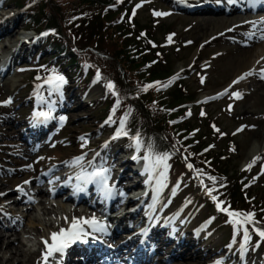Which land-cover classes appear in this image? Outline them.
<instances>
[{"label":"rangeland","instance_id":"rangeland-1","mask_svg":"<svg viewBox=\"0 0 264 264\" xmlns=\"http://www.w3.org/2000/svg\"><path fill=\"white\" fill-rule=\"evenodd\" d=\"M57 1L61 3L72 2V0ZM133 1H141L143 5L134 10L132 3L125 4V7H130L129 13L134 14L135 19H138L140 23L155 19L157 28L156 30L152 28L154 37L158 42H164L167 38L168 55L174 62V70L187 72L184 80L188 90L189 92L195 91V99L199 98V102L192 105L193 110L191 109V115L188 116V124L194 125L193 128L197 129L194 136L200 137L202 134L206 136L208 134L209 138L205 141L212 142L211 138L214 140L212 154L220 157L217 153L223 152L229 158L227 178L219 177L214 173L210 174V177L215 178L214 180L211 179V184L214 187L207 182V184H202L199 188L194 189L193 184L190 183V185L180 189L178 181H173L172 185L163 181L169 167L167 160V170L166 172L164 169L162 171L165 172L164 176H161L160 171H158L160 165L154 167L151 172V183L152 192L155 191L157 197L155 200L141 199L142 206L139 209V215L144 213L149 204L155 203L157 208L166 204V212L176 213L181 217L174 234L169 233L168 229L160 233L159 237L163 241L168 236L174 238L173 242L165 246L166 250L163 255L185 252L186 247L184 245L179 246L177 250L174 249L175 241L179 239L180 235L185 237L187 241L198 237L204 240V243L200 244L202 249L209 255L211 254L202 262L203 264H217V261H226L227 263L236 261L235 264H238L237 250H232V239L228 243H221L223 232L220 225L214 226L211 224L212 219L203 218V210L201 212L199 210L203 202L197 200L200 198L203 200V196L209 198L208 190H211V195L219 199L222 207L228 208V203L223 200L222 195L225 194L224 196L227 197L230 190L235 187L234 183L235 180H238L240 169L245 170L244 174L247 172V180L254 184L253 194H263L264 197V78H261L264 74L262 73L264 55H260L259 61L252 66L255 69L243 71L244 74L252 72V75L240 80L239 83H234L243 75L238 74L244 68V64L237 63L239 56L243 50L252 48L256 44L247 46L249 42L239 33L237 35V39H241L239 42H237L236 37L229 39L228 36L222 37L220 35L216 40L208 44L205 43L212 36L220 34L235 23L222 26L221 31L211 35V30L202 32L200 24L204 19L212 18V15L207 11H189L195 6H191L189 0ZM206 3L208 4V2ZM0 4H2L0 23L4 20L2 14L5 17L17 14L20 23L14 35L26 39V45L19 50L18 62L19 60L20 62L16 63L10 70L5 78V83L0 88V101H4L0 113V210L6 212V214L0 212V264H38L42 249L46 250L43 241L45 239L50 241L51 233L57 232L60 225L70 222L72 218L79 215L70 202H64L62 197L52 200L49 198L45 189L51 180L64 173L80 174L79 170L82 165H74L72 162L75 158L83 157L86 153L82 161L89 159L90 165L94 162L109 169L110 176L113 178L120 175L122 171H124L123 173H130V171L124 169L128 165L118 167V171L115 168L127 157L124 155L126 147L120 146L121 139L113 140L112 130L94 112V107L91 105V101L100 97L105 88L103 79L99 76L94 78L90 89L83 95L79 93L72 80H67L61 96L62 112L66 114L63 117H66V120L63 121L64 127L57 136L58 138L38 149L26 143L22 135V128L29 122L30 114L36 106L32 94L36 85L30 80L38 67L42 66L44 59L54 63L55 60L52 59V56L55 52L45 49L42 51V46L37 41V35L32 31L26 33L23 31V26H28V24L24 15L20 10L14 8L10 0H0ZM203 4V2L198 3V6ZM157 12L166 13V15L157 16L155 14ZM3 27L0 26V30ZM249 33L251 32L249 31ZM9 37L12 36L4 35L0 38V54L8 51L10 46L12 47L13 42L10 41ZM110 48L113 49L114 45H110ZM88 57L90 58V56ZM94 59L96 60V57H93ZM109 60L111 59L109 58ZM196 62L198 63L196 64ZM46 69L44 67L41 71ZM104 69L106 72L108 67L105 66ZM201 78L203 79L200 80ZM42 88L46 92L47 102L52 104L50 97L52 93L49 91V87ZM233 92L241 93V98L237 99L232 95ZM222 93L224 94L221 95ZM203 99L206 100V112L203 114L208 116L200 117L198 115L199 113L202 115V112H200L197 103L200 104ZM9 100L11 103H6ZM201 104L204 103L201 102ZM209 117L214 118V122L211 120L208 122L207 118ZM211 123H213L212 126ZM212 128L216 131L214 134L223 133L224 135L222 137L211 136L210 129ZM81 137L84 139L81 140ZM88 141L89 143H87ZM254 143L261 150L255 154L256 162L252 164L254 159L246 161V158L248 157V149L253 147ZM230 146H234L236 151H231ZM9 152H16L18 155L17 158H12L15 159L13 162L8 161L7 154ZM2 153L5 154L2 155ZM114 159L115 161L112 162ZM52 162H56L60 169L51 176L48 183L36 186L25 183L30 180V177L38 176L30 174L28 170H38L42 165ZM249 164H252L251 168L248 167ZM90 172L92 170L87 173ZM158 176L160 177L158 178ZM68 179L69 177L65 181ZM222 179L229 182L228 187L225 188ZM17 183L25 185L26 192L30 194L37 189L41 190L39 194L34 196L36 197L34 203L18 201V198L23 195L19 194L15 188ZM96 186L100 190L98 185ZM4 194L6 196H3ZM195 197L197 199H194ZM212 209L216 214L215 205ZM3 216L15 227L5 229L2 226L3 220L5 221ZM65 217L68 218L67 221L64 219ZM231 220L233 221V217ZM188 221H190L189 227ZM243 227L245 226H242V229ZM256 228L258 227L251 226L248 228L249 234L252 231L259 235L255 231ZM134 233L132 232V234ZM191 249L185 259L178 257L165 263L153 262V264H193L194 262L190 260V254L196 253L199 247L192 245ZM248 251L249 257L243 264H264V250L256 252L249 247ZM154 258L158 259L157 255Z\"/></svg>","mask_w":264,"mask_h":264},{"label":"trees","instance_id":"trees-1","mask_svg":"<svg viewBox=\"0 0 264 264\" xmlns=\"http://www.w3.org/2000/svg\"><path fill=\"white\" fill-rule=\"evenodd\" d=\"M13 1L23 8L34 29L44 34L49 32L43 47L56 52L54 57L58 58L60 68H68L81 92L89 87L97 64L108 67L103 79L107 85L109 82L115 85L117 94L107 88L104 96L93 101L92 106L99 117H105L117 128L126 118L128 144L137 133L144 147L150 145L157 154L171 152L173 144L189 154L200 173L227 178V155L223 152L217 153L220 157L212 154L210 142L205 141L209 135L196 137L192 131L194 125L179 121L189 109L180 106L195 100L196 92H189L184 79L174 70L168 47L154 37L152 28H157L154 19L140 23L129 13L130 7H125L130 0ZM82 50L87 52L82 53ZM95 51L105 53L111 60H105ZM87 53L96 60L88 59ZM86 65H89L87 70ZM173 77L177 83L172 87H146L147 82L156 80L170 84ZM207 119L211 122V118ZM213 136L218 137L217 134ZM234 186L230 190L233 203L241 202L250 212L261 209L260 215L264 216V199H250L251 191L244 199L240 185L235 183Z\"/></svg>","mask_w":264,"mask_h":264},{"label":"snow or ice","instance_id":"snow-or-ice-1","mask_svg":"<svg viewBox=\"0 0 264 264\" xmlns=\"http://www.w3.org/2000/svg\"><path fill=\"white\" fill-rule=\"evenodd\" d=\"M229 3H233L235 2V0H228ZM250 2L255 3L256 0H250ZM157 16L160 15H166V13H160L157 12L155 13ZM253 26L255 27V25L257 23L259 24H264V20L262 21H258V22H252ZM249 38H251V35H254V33L248 34ZM260 39H264V33H262V35L260 36ZM262 73H264V70H262ZM252 72H248L243 74L242 76H240L236 81H234V83H239L240 80L245 79L247 76L252 75ZM99 78V77H98ZM261 78H264V74H262ZM48 83L52 84L55 82V91H59L60 86L64 83V78L62 76H54V77H49L48 78ZM107 87L113 91V94H117L115 92V85L111 82L108 83ZM147 87H152V85H149ZM164 87H167V85H164ZM146 90V89H145ZM224 93H222L221 95H223ZM233 96H235L237 99L241 98V93L239 92H233L232 93ZM6 103H11V100L7 101ZM117 107L119 106V101L117 102ZM203 115V113H202ZM36 117H42L45 120L50 118V111L49 112H36L35 113ZM61 122H63L64 120H66V117H60ZM125 120H121V125H120V129L117 132V137L120 135H128V132L125 130ZM217 131H219L217 129ZM116 138V137H114ZM84 137H81V140H83ZM131 139L134 141V146L136 147L137 151H139L142 147H144L141 137L139 135V133H137L135 136L131 137ZM149 149V155H146L144 158L148 161V166L146 167V172H150L154 169V167L159 166V165H163V168L166 172L167 170V164H166V160L168 159V155L167 154H163V155H156L155 158L153 159V156L151 154V146H147ZM134 159H136V157H133ZM83 157H77L74 159V161L72 162L74 165H78L81 163ZM256 162V160L254 159L252 161V164H254ZM93 163V171L90 173H87L86 175H78L76 177L77 181H83L84 184L87 183H92L95 182L99 189L103 192L104 197L110 198L112 195V188H110L108 186V180L110 179V170L107 168H103V166H101L100 168H96L94 162ZM252 164H249L248 167L251 168ZM189 168H192V165L189 164L188 165ZM199 173V170H197ZM165 172H161L160 175L164 176ZM152 177H149V180H151ZM210 179H215L214 177H210ZM25 183H28L27 181ZM22 190V189H21ZM83 187H81V185L78 183L76 186V191H83ZM159 190V189H157ZM208 194L211 196V190H208ZM213 200H216L217 198L215 196H212ZM219 210L222 212H227L228 215L230 217H233V222L237 225H246L248 223L252 222V218L254 217V213H240V212H236V211H229L228 208L225 207H220V205L218 204ZM240 217H243V219H238ZM67 221V217L64 218ZM83 225H88L90 228H92L93 231H99V232H106L107 231V227L106 225H104L103 223L99 222L96 220V218L93 216L91 218H72L71 222H70V226L67 229L61 228L59 230V232H53L51 233L50 239H51V243H49V240L45 239L43 241L44 245H45V253H44V260H45V264H47L48 261V257L49 256H53L55 253L59 252V253H63L64 250L70 246L71 243L75 242L76 240L81 239L83 236L88 235V233L85 231ZM237 231H239V228L237 229ZM255 231L259 234L260 237L264 238V229H260V228H256ZM243 233H244V241L245 243L250 239L249 236V231L248 228L245 226L243 227ZM243 248V246H242ZM217 264H222L221 261H217Z\"/></svg>","mask_w":264,"mask_h":264},{"label":"bare ground","instance_id":"bare-ground-1","mask_svg":"<svg viewBox=\"0 0 264 264\" xmlns=\"http://www.w3.org/2000/svg\"><path fill=\"white\" fill-rule=\"evenodd\" d=\"M194 2L199 3L200 0H195ZM1 6H2V4H0V8H1ZM5 7H7V6H5ZM206 9L211 11L213 14H216V15L212 16V18L204 19L201 22L200 26H201L202 32H206V31L211 30V32H212L211 35L217 33L218 31H221L223 28L222 26H228L231 23H236L238 21L243 20V19H239L238 16L237 17L227 16L224 18L223 15H219V13H221V9L218 7L217 8L207 7ZM2 18H4V20L0 23V26H4L3 27L4 28V30H3L4 34L3 35L0 34V38L4 35L12 36V37H9L10 41L13 42V45H12V47L10 46V48L14 49V53L16 54V56H20L19 50L26 45V42L23 41L22 38H18L14 35V33L17 30V27L19 26V23H20L19 22V16L18 15H12L11 17H5V15L2 14ZM256 39L257 38H255V42L251 43L252 45H254V44H256V45L252 48L247 49V50H243V52L239 56L237 63L238 64H244V68L241 69L238 74H242L243 71L252 68V66H254L259 61L258 59H259L260 55H264V42H260L259 40H256ZM18 44H21L20 48L19 47L16 48V46ZM10 51H13V50H10ZM258 150H261V149L258 146H256V144L254 143V146L249 148L247 151L248 157L246 158V161H251V159H254L255 154H257ZM121 166H123V167L127 166V161H123L121 163H118L116 168L117 167L120 168ZM131 179H132V177L130 176L129 173H123L121 183H124L128 180H131ZM41 181H42L41 177L35 178L34 180H32V184L33 183H40ZM4 196H6V195H4ZM165 210H166V205H163L160 209H155V214L153 216L152 221L154 222L156 220V218L161 213L165 212ZM171 216H169L168 221L172 218ZM179 221H180L179 217L173 221V223L171 225V230L178 224ZM189 222L190 221H188V224H187L188 226L190 224ZM202 241H203L202 239L194 238V239H191L189 242H186L181 237L176 244V249L181 244H185L186 250L184 253H181L178 255L179 256H187L188 252H191V250H192L191 246L192 245H199L200 243H202ZM84 249H86V248H84ZM71 250H72V247H71ZM199 252H202V253H199ZM208 255H209V253L205 252L204 249H202V247H201L196 251V253L190 254V260L194 262L193 264H203L202 261L205 260L208 257ZM135 258L138 259V257H135ZM69 261H70V257L67 258L65 264H69Z\"/></svg>","mask_w":264,"mask_h":264}]
</instances>
